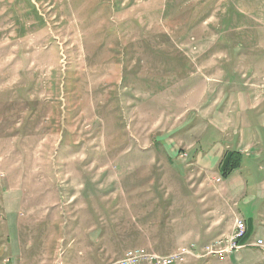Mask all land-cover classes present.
Returning a JSON list of instances; mask_svg holds the SVG:
<instances>
[{
	"label": "rangeland",
	"instance_id": "374dc122",
	"mask_svg": "<svg viewBox=\"0 0 264 264\" xmlns=\"http://www.w3.org/2000/svg\"><path fill=\"white\" fill-rule=\"evenodd\" d=\"M254 90L264 0H0V264H108L181 247L148 204L143 230L119 229L109 251L103 232L125 200L173 184L158 179L210 176L188 149L219 100Z\"/></svg>",
	"mask_w": 264,
	"mask_h": 264
},
{
	"label": "crops",
	"instance_id": "0c3cea01",
	"mask_svg": "<svg viewBox=\"0 0 264 264\" xmlns=\"http://www.w3.org/2000/svg\"><path fill=\"white\" fill-rule=\"evenodd\" d=\"M232 102H236V108L234 107L232 116H228ZM212 115L210 125L207 123L200 134L203 140L201 147L195 141L188 149L187 157L191 162L189 165L197 164L210 169L211 175L204 177L183 173L181 176L162 177L157 180L158 183L173 184L162 193L159 190L160 195L151 196L144 201L134 198L130 202H127L129 198L125 200V208L116 213V221H110L109 229H104L103 239L108 240L104 242L106 251H109L107 247L118 238L119 229L125 230L124 226H131L135 232L143 230L138 226L136 214H142L144 204L152 207L153 214L166 213L167 219L163 216L160 225L156 223L154 227L161 230L165 228L174 239V245H194L200 249L214 238L232 231L236 217L244 219L248 241L264 239V91L257 93L254 90L253 93L233 96L228 101L224 97L216 103ZM231 125H237L239 130L231 129ZM220 126L223 127V132L220 131ZM212 135L215 136V143H211ZM216 136L223 138L225 146H220L221 142H217ZM203 137L209 138L205 146L203 143L206 139ZM230 151L239 153L240 164L217 183L215 178L221 176L223 155H228ZM161 187L158 184V188ZM87 220L91 222L90 216H87ZM93 231H87V247L97 244L95 230ZM11 241L14 242V239ZM190 260V264H252L253 261H264V251L248 246L223 259L205 256L191 257Z\"/></svg>",
	"mask_w": 264,
	"mask_h": 264
},
{
	"label": "built area",
	"instance_id": "2783aa9c",
	"mask_svg": "<svg viewBox=\"0 0 264 264\" xmlns=\"http://www.w3.org/2000/svg\"><path fill=\"white\" fill-rule=\"evenodd\" d=\"M247 229L243 218L236 217L231 233L221 235L197 249L194 245L181 246L168 254H160L140 248L127 250L122 257L108 264H180L189 257L214 256L223 259L235 251L248 246H255L264 251V239L247 240ZM4 264H10L8 258Z\"/></svg>",
	"mask_w": 264,
	"mask_h": 264
},
{
	"label": "trees",
	"instance_id": "16d2710c",
	"mask_svg": "<svg viewBox=\"0 0 264 264\" xmlns=\"http://www.w3.org/2000/svg\"><path fill=\"white\" fill-rule=\"evenodd\" d=\"M224 160L223 163V167L221 169V176L223 178H226L232 170H234L235 168H237L240 164V155L238 152L235 151H230L227 155V153H225V155H223V159Z\"/></svg>",
	"mask_w": 264,
	"mask_h": 264
}]
</instances>
